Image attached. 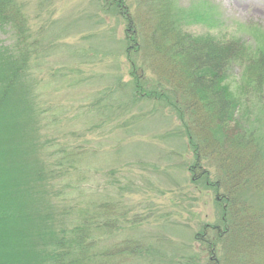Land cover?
<instances>
[{"label":"trees","instance_id":"trees-1","mask_svg":"<svg viewBox=\"0 0 264 264\" xmlns=\"http://www.w3.org/2000/svg\"><path fill=\"white\" fill-rule=\"evenodd\" d=\"M97 1L117 22L132 23L125 0ZM138 7L157 14L145 34L164 61L160 77L169 86L145 89L152 82L137 64L140 38L128 33L121 40L129 66L125 85L132 100L140 93L139 98L164 100L174 110L182 100L193 111L190 126L184 122L192 157L188 179L197 188L212 189L222 212L218 223L195 234L206 264L219 262L220 254L231 258L220 264H264V31L235 22L237 33L194 35L182 26L175 0H138ZM188 8L189 21L220 28L222 13L213 19L205 2ZM0 32L10 35V42L0 45V264H150L141 241L116 240L120 214L112 199L89 206L87 199L64 200L57 189L59 164L50 162L30 75L41 42L23 0H0ZM183 110H176L180 121ZM210 152L216 167L211 180L204 167Z\"/></svg>","mask_w":264,"mask_h":264},{"label":"rangeland","instance_id":"rangeland-1","mask_svg":"<svg viewBox=\"0 0 264 264\" xmlns=\"http://www.w3.org/2000/svg\"><path fill=\"white\" fill-rule=\"evenodd\" d=\"M195 1L205 2L213 19L222 13L220 28L189 21L185 14ZM23 2L32 33L41 42L30 75L36 82L50 162L59 164L57 189L64 200L83 204L87 199L91 206L112 199L120 214L116 240L141 241L150 264L208 263L195 234L205 224L218 223L222 212L212 189L199 185L200 190L188 179L186 164L192 157L184 122L190 126L193 111L182 100L175 110L164 100L139 98L140 93L132 100L125 85L129 66L121 40L128 33L140 38L137 64L152 82L145 89L156 83L169 86L160 77L164 61L145 34L157 14L147 15L138 0H125L126 18L132 23L124 24L102 11L97 0ZM175 5L183 15L182 26L194 35L217 34L219 29L237 33L235 22L264 31V0H175ZM9 42L10 35L0 32V45ZM176 110H183L184 121ZM190 130L197 131L194 124ZM208 156L204 167L211 171V180L216 167L212 153ZM219 258L216 264L231 259L229 254Z\"/></svg>","mask_w":264,"mask_h":264}]
</instances>
